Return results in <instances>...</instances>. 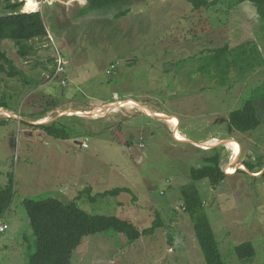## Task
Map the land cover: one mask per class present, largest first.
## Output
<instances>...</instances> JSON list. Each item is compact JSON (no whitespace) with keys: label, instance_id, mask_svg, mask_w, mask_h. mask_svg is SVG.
I'll return each mask as SVG.
<instances>
[{"label":"rangeland","instance_id":"374dc122","mask_svg":"<svg viewBox=\"0 0 264 264\" xmlns=\"http://www.w3.org/2000/svg\"><path fill=\"white\" fill-rule=\"evenodd\" d=\"M37 1L30 10L25 0L22 11H35ZM228 1L194 10L186 0H124L86 14L84 0L39 1L65 60V87L48 78L55 66L48 35L29 41L26 56L2 40L22 74L0 72V98L20 116L19 122L0 116V188L10 178L14 187L0 219V264H27L34 252L26 197L74 199L90 214L116 216L139 230L162 218L164 226L133 241L111 230L84 236L71 264H205L179 195L188 183L199 191L224 262L264 264V64L248 71L230 66L224 75L215 66L198 67L205 62L201 51L223 43L253 40L264 56V19L250 3L229 7ZM3 4L0 15L7 12ZM249 98L259 126L231 129L229 113ZM131 100L138 105H119ZM97 107L104 112L92 114ZM153 111L174 115L189 141ZM56 119L68 127V138L32 126ZM231 138L237 154L229 163ZM212 155L219 156L223 180L193 181L190 169ZM227 166L235 172L227 174ZM117 187L126 191L100 195ZM245 241L255 253L239 259L234 249Z\"/></svg>","mask_w":264,"mask_h":264},{"label":"trees","instance_id":"16d2710c","mask_svg":"<svg viewBox=\"0 0 264 264\" xmlns=\"http://www.w3.org/2000/svg\"><path fill=\"white\" fill-rule=\"evenodd\" d=\"M1 1L4 3L3 5L7 12L0 15V72L6 73L8 77H15L22 73L15 67L7 52L3 50L1 45L2 40L8 39L14 41L18 46L17 51L20 55L26 56L29 49H31L28 42L33 39L47 37L48 30L40 11H21L23 1ZM84 1L85 6L82 8L81 14H86L124 0ZM186 1L192 4L194 10H200L201 8L211 9L218 0ZM228 2L227 6L229 7H235V5L248 2L258 16L264 19V0H229ZM200 53L201 55H205V62L198 66L199 69L204 71L207 68L215 66L220 70L221 75L226 74L230 66H236L241 70L248 71L262 66L264 63V57L259 52L258 47L251 41L237 43L234 46L224 43L221 46L209 48ZM222 63H224L223 66ZM260 100L264 102V97ZM0 107L7 109L5 98H0ZM47 110L45 108L43 112ZM227 119L231 129L241 132L259 126L260 119H258L254 99L249 98L240 109L231 111ZM32 126L44 130L47 135L56 139L64 140L69 137L68 127L61 123V119H56L49 123H35ZM204 161L206 164L190 169V178L193 181L207 179L214 186L219 184L225 176L224 169L219 163V156H208L204 158ZM243 165L252 171L244 163ZM13 189L12 178L9 179L4 187L0 188V219L12 201ZM121 191L126 190L117 187L105 191L100 195H117ZM198 194L197 187L192 183L185 184L181 188L179 195H181L183 210L193 221L195 238L202 252L205 264H226L210 221L204 212L203 202ZM90 198L93 199V196ZM63 199L56 197L39 199L26 197L22 199L23 207L29 218V224L35 237V249L29 256L27 264H71L72 254L81 244L84 236L111 230L115 233H121L128 240L133 241L142 235L152 234L157 228L164 226L162 218L157 214L149 227L139 230V228L127 220L106 214H90L78 207L74 200ZM234 252L239 259H245L252 257L255 249L250 242L245 241L235 246Z\"/></svg>","mask_w":264,"mask_h":264},{"label":"bare ground","instance_id":"6f19581e","mask_svg":"<svg viewBox=\"0 0 264 264\" xmlns=\"http://www.w3.org/2000/svg\"><path fill=\"white\" fill-rule=\"evenodd\" d=\"M28 1V5H27V7H28V9H30V10H34L35 8H36V3L34 2V0H27ZM119 104V103H118ZM117 105V104H116ZM120 106H124V105H129V107H130V105L132 106V105H138L136 102H132V100L131 101H126V102H123V103H120L119 104ZM119 105H117V107L119 106ZM108 107H111L110 105L108 106ZM106 108V107H105ZM116 108V107H115ZM112 110V109H111ZM103 111V108L102 107H97V108H95V110H94V112H92V114H94V115H96L98 112H102ZM104 112V111H103ZM144 112H145V110H144ZM87 114V113H86ZM100 114V113H99ZM158 115H163V114H158ZM81 116V115H80ZM90 117H91V115H90ZM91 118H94L93 116L91 117ZM39 121V120H38ZM166 121H167V123H169L170 125H172V127H173V133H174V135L178 138V139H183V137H182V135L177 131V128L175 127V125H174V123H173V121H172V118L171 117H167L166 118ZM228 140V139H227ZM228 144H227V147H228V149L230 150V152H231V155L233 156L232 157V159H233V161L235 160V158H236V154H237V149H236V145H235V143L232 141V140H230L229 139V141L227 142ZM209 145H211V144H208V143H203V144H201V146L202 147H204V148H207V147H209ZM233 166V165H232ZM234 171V167H231V166H227V172L228 173H232Z\"/></svg>","mask_w":264,"mask_h":264},{"label":"built area","instance_id":"2783aa9c","mask_svg":"<svg viewBox=\"0 0 264 264\" xmlns=\"http://www.w3.org/2000/svg\"><path fill=\"white\" fill-rule=\"evenodd\" d=\"M40 1V0H39ZM39 1H37L39 3ZM50 42L53 45V50H54V61H55V66H54V71L53 73L49 76V80H57V82L61 85V86H66L67 84V79L65 77V60L62 56L61 50L58 49L57 45L53 42L52 37L49 36ZM0 115H3L5 117H10L11 115L5 111H1L0 110ZM12 116H14V118H19L18 115L13 114ZM17 118V119H18ZM3 228L0 227V231H2Z\"/></svg>","mask_w":264,"mask_h":264},{"label":"crops","instance_id":"0c3cea01","mask_svg":"<svg viewBox=\"0 0 264 264\" xmlns=\"http://www.w3.org/2000/svg\"><path fill=\"white\" fill-rule=\"evenodd\" d=\"M51 1V0H50ZM71 1V0H70ZM83 1V0H82ZM85 4V3H84ZM40 6H41V3H40V5H38V7H37V9L36 10H41V8H40ZM85 6V5H84ZM253 9V8H252ZM254 10V9H253ZM44 17V16H43ZM47 27V26H46ZM48 30V29H47ZM48 35L50 36L51 35V33L48 31ZM252 42H253V40H252ZM224 44V43H223ZM236 45V44H235ZM230 46H234V45H230ZM258 46V45H257ZM259 48V47H258ZM263 56V55H262ZM264 57V56H263ZM264 64V63H263ZM5 111H9L10 112V110H5ZM154 112V114L155 115H158L159 113H161V114H163V115H161V116H165V117H168V116H166V114H164L163 112H156V111H153ZM169 117H175L174 115H170ZM176 118V117H175ZM176 120H177V118H176ZM178 121V120H177ZM178 125H179V121H178ZM178 125H177V127L176 128H178ZM173 128V127H172ZM178 131V130H177ZM182 135V137H183V140L184 141H189L188 140V138L187 137H185L183 134H181ZM217 138H215V137H212L211 139H209V141H211V140H216ZM230 140H234L235 142H236V140L235 139H233V138H231ZM238 142V141H237ZM196 144H198L200 147H201V144H203V143H196ZM239 144V143H238ZM209 146H211V147H214L215 146V144L214 145H209ZM211 147H209V148H211ZM202 148H204V147H202ZM208 148V147H207ZM238 156H240V153H239V155ZM233 157V156H232ZM232 157H231V160L229 161V163H231L232 161H233V159H232ZM238 158V157H237ZM227 174H230V173H227ZM74 200V199H73Z\"/></svg>","mask_w":264,"mask_h":264},{"label":"clouds","instance_id":"9594fccd","mask_svg":"<svg viewBox=\"0 0 264 264\" xmlns=\"http://www.w3.org/2000/svg\"><path fill=\"white\" fill-rule=\"evenodd\" d=\"M20 1H23L24 3H23V5L25 4V0H20ZM41 1V0H40ZM38 5H40V2L39 3H37V6ZM22 11V10H21ZM35 11H40V10H35ZM23 12H32V11H23ZM51 36V35H50ZM48 37H49V35H48ZM52 37V36H51ZM58 48V47H57ZM59 49V48H58ZM53 71H54V69H53ZM53 73V72H52ZM51 73V74H52ZM48 78H49V76H48ZM50 81H53V80H50ZM68 83V82H67ZM67 85V84H66ZM61 86V85H60ZM62 87H64V86H62ZM0 110L1 111H5L6 109L5 108H3V107H0ZM5 112H7V113H9V114H16V113H10V112H8V111H5ZM10 116V117H12V118H14V116ZM0 116H3V115H0ZM19 116V115H18ZM3 117H5V116H3ZM19 118H20V116H19ZM19 118H18V122H19ZM15 119H17V118H15Z\"/></svg>","mask_w":264,"mask_h":264},{"label":"water","instance_id":"95a60500","mask_svg":"<svg viewBox=\"0 0 264 264\" xmlns=\"http://www.w3.org/2000/svg\"><path fill=\"white\" fill-rule=\"evenodd\" d=\"M157 116H158V117H165V116H160V115H157ZM44 123H45V121H44ZM209 147H211V146H209ZM209 147H208V148H209Z\"/></svg>","mask_w":264,"mask_h":264}]
</instances>
